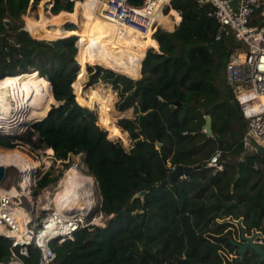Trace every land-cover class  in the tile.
I'll use <instances>...</instances> for the list:
<instances>
[{
  "label": "trees",
  "instance_id": "16d2710c",
  "mask_svg": "<svg viewBox=\"0 0 264 264\" xmlns=\"http://www.w3.org/2000/svg\"><path fill=\"white\" fill-rule=\"evenodd\" d=\"M103 2L0 0V80L26 87L39 76L34 121L42 118L21 134L0 132V148L51 149L61 161L81 155L97 194L87 218L106 217L103 227L51 241L56 256L49 264H236L234 221L264 235V149L244 152L246 121L223 77L235 39L215 40L209 3L171 0L164 13L170 9L180 21L172 25L162 14L161 24L172 28H157L156 43L149 29L141 34L98 15ZM28 6L37 13L28 16L26 30ZM144 37L158 48L145 57ZM81 61L99 64L88 66V86L101 80L112 87H84ZM206 115L210 136L202 129ZM216 150L219 171L207 166ZM198 164L188 177L167 180L176 165ZM53 170L37 180L34 195L58 180ZM9 245L0 235V264L9 259ZM28 253L25 264H38L39 250L31 245ZM238 264L264 261L248 249Z\"/></svg>",
  "mask_w": 264,
  "mask_h": 264
},
{
  "label": "built area",
  "instance_id": "2783aa9c",
  "mask_svg": "<svg viewBox=\"0 0 264 264\" xmlns=\"http://www.w3.org/2000/svg\"><path fill=\"white\" fill-rule=\"evenodd\" d=\"M170 1L146 0L140 6H133L126 0H104L103 5L97 6L95 12L124 27H132L141 34L149 29L150 36L153 37L157 28L164 27L159 23L158 15H164L166 7L171 9ZM197 2L211 5L208 16L218 23L215 40L231 34L236 41L224 62L223 77L226 85L234 89L235 101L246 121V130L241 140L244 152L257 151V147L264 145V0ZM258 9L261 23L252 25L251 17ZM169 11L165 15H169L171 24H178L173 21ZM78 49L77 43V51ZM149 49L150 46L146 51ZM12 102L6 111L10 115L15 114V102ZM220 154L221 152L216 150L207 163L214 171L223 169V164L219 162ZM30 190L29 175L25 187L20 183L10 189L0 188V235L10 241L9 259L5 264H25L24 257H28L31 245L39 250L38 264H49L56 256L50 246L51 241L61 243L67 238H72L79 229L105 226L102 214L87 218L94 204L84 212H69L55 207L38 222H34L33 211H27L21 201L22 196L29 200L30 196L27 195H30Z\"/></svg>",
  "mask_w": 264,
  "mask_h": 264
},
{
  "label": "bare ground",
  "instance_id": "6f19581e",
  "mask_svg": "<svg viewBox=\"0 0 264 264\" xmlns=\"http://www.w3.org/2000/svg\"><path fill=\"white\" fill-rule=\"evenodd\" d=\"M160 18L161 14L158 15L159 21ZM144 42H148V39L145 38ZM14 84H18V86ZM11 100L15 102L14 115L6 112L10 108ZM39 103V98L28 86L25 87L19 83L0 80V129L22 131L30 122L34 121L39 109ZM33 110L34 113H32ZM47 153L51 155L53 151L47 149ZM0 164L18 168L22 173L23 182L21 186L23 187H25L28 173L34 167H37V163L17 148L12 150L0 149ZM92 184H94L92 177L72 169L55 193L54 202L56 208L68 211L69 204H73V209L84 212L94 204ZM13 191H15V188H13Z\"/></svg>",
  "mask_w": 264,
  "mask_h": 264
},
{
  "label": "rangeland",
  "instance_id": "374dc122",
  "mask_svg": "<svg viewBox=\"0 0 264 264\" xmlns=\"http://www.w3.org/2000/svg\"><path fill=\"white\" fill-rule=\"evenodd\" d=\"M30 11L31 10H30V8L28 6L25 14L22 16V18H23V20L25 22V27H26V20H27L28 16L35 15L37 13V10L36 11H31V12ZM163 13H164V11H163ZM165 14L166 13H164V15ZM172 18H173V16H172ZM159 23L160 24L162 23L161 18H160ZM250 23L252 25L253 24L258 25V24L261 23V18L258 15H256V13H254L252 15V17H251V22ZM87 24L91 27L90 30H92L93 27L88 22H87ZM172 25H174V23H172ZM53 28H57L58 29V27H55V26ZM162 28L163 29L164 28L171 29L172 26L171 27H165L164 26ZM60 29H61V26H59V30ZM89 31L87 32V34L89 33ZM38 39H40V38H38ZM44 40H53V39L46 38ZM77 43H78V39H77ZM147 47H148V45L146 44L142 48L143 51H145L147 49ZM212 54L215 55V57L217 58L216 53L214 51L212 52ZM95 65H99V64H90V63H86V62L81 61V64H80L79 70H78V74H85L84 77H83V80H82V85L84 87H87V88H92V87H96V86H99V85H103V86L105 85V86L112 87L111 85H109L107 83H103L101 80L98 81L97 83H94L91 86L87 85V82L89 80V74H90V72L88 70V66L94 67ZM117 72H119V71H117ZM120 73H122V72H120ZM123 74H125V73H123ZM32 75H34V73H32ZM126 75H129V74H126ZM77 76L78 75H76V77ZM129 78H131V77H129ZM40 82H41V79L39 78V76H37V80L35 81V83L32 82V81L27 83V86L32 88V90H33L35 95L37 94V92L34 89V87H36V85L39 84ZM218 84L222 85L220 83H218ZM55 105H57L56 101H54V103H52L50 105L49 109L52 106H55ZM130 108L132 110V117H130V118L133 119V118H135L136 114L133 112V107H130ZM32 113H34V110H33ZM37 120H39V119H37ZM37 120H35V121H37ZM35 121L30 122L26 126V128H23L21 133L25 132L30 127V125L33 122H35ZM16 133L17 134H21L20 132H16ZM16 148L19 149L20 151H22L23 153H25L27 156H29V158L31 160H33L35 163H37V167H34L32 169V171H30L28 173L29 177L31 178V190H30V195H27V196H30V198L28 200L27 197L22 196L21 197V201H22V206L27 211H31V210L33 211L34 222H38L42 217H44L47 213H49V211L51 209H55V207H56L55 206V202H54L55 193L57 192V189L61 186L64 178L72 171V169H75V170H77V171H79V172H81V173H83L85 175H88L87 168L82 163V156L81 155H70L67 160L61 161V160L55 159L54 156H53V153L51 155H49L47 153L46 149L36 150V149H32L28 145H18ZM261 148L263 150L264 149V145H261ZM125 149L128 150L129 147H125ZM3 150H5V149H3ZM67 164H68V166H66ZM51 167L54 168V170H53L54 175L59 174L58 180L56 182L50 183L45 188L37 191V194L34 195V191H35V186H36L37 180L43 175V173H45ZM22 181H23L22 173L18 170V168L14 167V166H5V175H4V178H3L2 182L0 183V188L10 189L12 187H17V185L22 183ZM93 183L94 184H92V194L94 195L93 196V203H94L97 200V194L95 192L96 191L95 182H93ZM45 195H46L47 198H45ZM103 220L106 222V217H104ZM237 230H238V228H237ZM233 236L234 237H238V231ZM225 257H227L228 259L231 260L234 257H236V255L233 254V253H231V254L226 253Z\"/></svg>",
  "mask_w": 264,
  "mask_h": 264
},
{
  "label": "water",
  "instance_id": "95a60500",
  "mask_svg": "<svg viewBox=\"0 0 264 264\" xmlns=\"http://www.w3.org/2000/svg\"><path fill=\"white\" fill-rule=\"evenodd\" d=\"M4 24L6 26H9L10 25L9 19H5ZM25 29H26V27H25ZM146 54H147V51H145L144 57L146 56ZM75 59H76V57H75ZM50 88H51V86H50ZM73 93H74V91H73ZM12 101L13 100H11L10 105H12V103H13ZM55 106H57V105H55ZM48 111H47V113H48ZM41 119H39V120H41ZM202 129L207 135L210 136L212 134L211 119L208 115L205 116V123H204ZM0 132H2L4 134H12L13 135V134H17L16 132H18V131L0 130ZM19 132L21 133L22 131H19ZM107 137H108V135H107ZM160 147H161V143L156 142V148L159 149ZM123 148H125V147L123 146ZM257 151H260V147H257ZM200 167H201V165H199V164L194 165V166L176 165L172 169V171L170 172L167 180L169 182H173L174 180H176L178 178L188 177L194 170H197ZM4 175H5V165L0 164V183L2 182V180L4 178ZM75 210L76 209H73V204H69L68 211L74 212ZM234 223H235L236 227L238 228V237L232 236L230 241L236 247V253H237L238 258H237L235 263L238 264L240 262H243V260L245 258V253L247 252L248 249H251L259 257L260 262L264 261V243L260 242V240H262L264 237L262 232L258 231V230H252L251 233H247L245 230V227L242 225L241 219L235 220Z\"/></svg>",
  "mask_w": 264,
  "mask_h": 264
},
{
  "label": "crops",
  "instance_id": "0c3cea01",
  "mask_svg": "<svg viewBox=\"0 0 264 264\" xmlns=\"http://www.w3.org/2000/svg\"><path fill=\"white\" fill-rule=\"evenodd\" d=\"M170 12H171V10H170ZM170 14V13H169ZM167 16H169V15H167ZM180 19H181V17H180ZM180 21V20H179ZM178 21V22H179ZM150 38H152V37H150ZM153 39V38H152ZM155 42H156V40L155 39H153ZM148 43V42H147ZM157 43V42H156ZM158 45V44H157ZM149 47V46H148ZM150 48H152L153 50H155V51H158V48L157 49H155L154 47H152V46H150Z\"/></svg>",
  "mask_w": 264,
  "mask_h": 264
},
{
  "label": "clouds",
  "instance_id": "9594fccd",
  "mask_svg": "<svg viewBox=\"0 0 264 264\" xmlns=\"http://www.w3.org/2000/svg\"><path fill=\"white\" fill-rule=\"evenodd\" d=\"M179 23V22H178ZM153 38V37H152Z\"/></svg>",
  "mask_w": 264,
  "mask_h": 264
}]
</instances>
